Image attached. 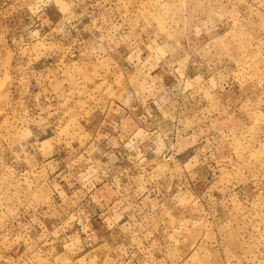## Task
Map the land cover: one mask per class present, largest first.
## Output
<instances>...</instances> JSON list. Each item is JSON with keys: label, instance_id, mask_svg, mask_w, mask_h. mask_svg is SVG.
<instances>
[{"label": "rangeland", "instance_id": "obj_1", "mask_svg": "<svg viewBox=\"0 0 264 264\" xmlns=\"http://www.w3.org/2000/svg\"><path fill=\"white\" fill-rule=\"evenodd\" d=\"M0 264H264V0H0Z\"/></svg>", "mask_w": 264, "mask_h": 264}]
</instances>
